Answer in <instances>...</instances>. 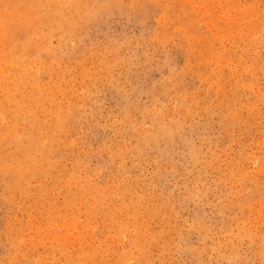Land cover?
<instances>
[{
    "label": "rangeland",
    "instance_id": "1",
    "mask_svg": "<svg viewBox=\"0 0 264 264\" xmlns=\"http://www.w3.org/2000/svg\"><path fill=\"white\" fill-rule=\"evenodd\" d=\"M0 264H264V0H0Z\"/></svg>",
    "mask_w": 264,
    "mask_h": 264
},
{
    "label": "bare ground",
    "instance_id": "2",
    "mask_svg": "<svg viewBox=\"0 0 264 264\" xmlns=\"http://www.w3.org/2000/svg\"><path fill=\"white\" fill-rule=\"evenodd\" d=\"M91 69V68H90ZM167 119V118H166ZM122 235V234H121Z\"/></svg>",
    "mask_w": 264,
    "mask_h": 264
}]
</instances>
